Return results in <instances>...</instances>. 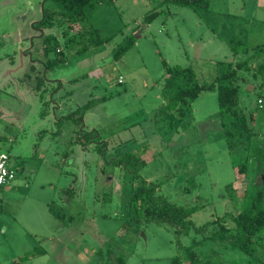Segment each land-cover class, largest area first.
I'll list each match as a JSON object with an SVG mask.
<instances>
[{
  "label": "rangeland",
  "instance_id": "rangeland-1",
  "mask_svg": "<svg viewBox=\"0 0 264 264\" xmlns=\"http://www.w3.org/2000/svg\"><path fill=\"white\" fill-rule=\"evenodd\" d=\"M160 2L94 0L83 24L36 30L42 0H0V109L12 116L0 117V153L16 172L0 187V264H106L100 256L108 250L125 264H192L187 247L199 264H264V229L254 256L221 235L210 238L220 225L234 228L232 217L264 189V88L241 73L237 107L255 119L250 140L233 149L216 92H202L182 121L161 96L163 61L191 67L203 85L215 79L216 62L233 61L232 38L263 43L264 0H211L206 10ZM152 10L161 13L143 24ZM91 29L113 38L78 53ZM48 34L59 45L45 57ZM130 36L133 47L115 61ZM49 60L55 63L45 69ZM102 143L100 155L94 148ZM122 155L144 161L141 179L167 201L195 207L191 223L206 229L177 240L172 228L145 222L131 202L132 167L114 163Z\"/></svg>",
  "mask_w": 264,
  "mask_h": 264
},
{
  "label": "trees",
  "instance_id": "trees-1",
  "mask_svg": "<svg viewBox=\"0 0 264 264\" xmlns=\"http://www.w3.org/2000/svg\"><path fill=\"white\" fill-rule=\"evenodd\" d=\"M100 1V0H99ZM211 0H161V4H173L183 7H190L195 10H206ZM94 0H44V12L42 19L34 25L35 28H53L55 24L65 26L69 29L73 25L83 24L86 20L85 10L93 8ZM161 12L152 10L145 14L143 24H150ZM89 42L84 45L78 53L88 50V47H97L107 44L112 36L101 38L96 30H89ZM233 61H218L215 64V79L207 84L200 85L196 74L191 67L179 65L170 66L163 61V88L161 96L165 102L166 109L173 112L179 121H182L191 110L194 100L202 93L214 91L217 94L218 113L222 119V128L226 138L227 147L233 149L244 141H249L253 135L254 114H245L238 109L239 81L242 79V72L249 73L253 81L264 88V42L255 46L241 42L236 38L231 39ZM135 39L133 36L125 38L118 45L113 53L115 61L120 60L125 53L133 47ZM59 45L58 37L48 34L42 39L43 54L47 56L50 51ZM59 52V51H58ZM241 56L242 58H239ZM54 61H47L45 68L49 69ZM119 83V82H118ZM36 91H40L41 81L38 79ZM90 104L82 107L85 113ZM84 113L79 117L83 118ZM85 146L89 145L87 138L76 137ZM75 140L74 142H76ZM105 144L95 145L98 154H103ZM8 155V154H7ZM9 157V156H8ZM115 164L129 165L133 169L131 183V202L136 210H142L143 220L155 224H162L172 228L177 240L180 236L187 234L190 228L195 233H202L207 224L195 227L191 223V216L195 207L179 206L167 201L157 194L158 185L146 182L138 174V168L145 165L144 161L130 155H122ZM245 166L242 164L241 170ZM137 181V183H136ZM67 197L72 196V189L66 190ZM49 212L60 221L65 220V213L61 209H55L49 205ZM235 227L227 229L220 225V228L210 238L215 239L221 235L228 243L235 245L240 251L248 256L255 255V236L261 229H264V189H258L255 198L241 211L232 217ZM39 254H43V251ZM186 255L192 264H199L200 261L191 247L186 248ZM106 264H125V260L113 250H108L105 256Z\"/></svg>",
  "mask_w": 264,
  "mask_h": 264
},
{
  "label": "built area",
  "instance_id": "built-area-1",
  "mask_svg": "<svg viewBox=\"0 0 264 264\" xmlns=\"http://www.w3.org/2000/svg\"><path fill=\"white\" fill-rule=\"evenodd\" d=\"M118 82L121 83V78ZM8 161V155L0 153V187L11 183L15 179L16 172L8 166Z\"/></svg>",
  "mask_w": 264,
  "mask_h": 264
},
{
  "label": "crops",
  "instance_id": "crops-1",
  "mask_svg": "<svg viewBox=\"0 0 264 264\" xmlns=\"http://www.w3.org/2000/svg\"><path fill=\"white\" fill-rule=\"evenodd\" d=\"M21 56L23 57H26L25 55L21 54ZM33 59V58H32ZM31 59V62L34 63V61ZM33 66H35L34 64H32ZM10 115V116H8ZM0 117L3 118V119H10L12 116H11V112L8 111V110H5V109H0ZM9 187L6 188V190L4 189V192L3 193H8L9 192ZM0 196H1V192H0ZM0 204H1V200H0ZM2 227V226H1ZM7 227H2L1 230L2 232L4 233L5 231H7Z\"/></svg>",
  "mask_w": 264,
  "mask_h": 264
},
{
  "label": "flooded vegetation",
  "instance_id": "flooded-vegetation-1",
  "mask_svg": "<svg viewBox=\"0 0 264 264\" xmlns=\"http://www.w3.org/2000/svg\"><path fill=\"white\" fill-rule=\"evenodd\" d=\"M36 30H41V29H39V28H36ZM43 30H44V29H43ZM31 41L33 42V40H31ZM32 42H31V43H32ZM31 43H30V44H31ZM23 55H25V56H26V54H24V53H23ZM43 55H44V54H43ZM44 56H45V55H44ZM45 57H46V56H45ZM30 66H33V65H30ZM33 67H34V66H33ZM45 69H46V68H45Z\"/></svg>",
  "mask_w": 264,
  "mask_h": 264
},
{
  "label": "water",
  "instance_id": "water-1",
  "mask_svg": "<svg viewBox=\"0 0 264 264\" xmlns=\"http://www.w3.org/2000/svg\"><path fill=\"white\" fill-rule=\"evenodd\" d=\"M43 4H44V0H42V14H43V10H44V8H43ZM38 22H36L35 24H37ZM34 25V24H33Z\"/></svg>",
  "mask_w": 264,
  "mask_h": 264
}]
</instances>
